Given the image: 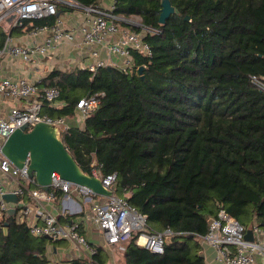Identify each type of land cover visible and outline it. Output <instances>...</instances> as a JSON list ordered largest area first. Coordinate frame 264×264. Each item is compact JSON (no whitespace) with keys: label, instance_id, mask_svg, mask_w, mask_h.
I'll list each match as a JSON object with an SVG mask.
<instances>
[{"label":"trees","instance_id":"1","mask_svg":"<svg viewBox=\"0 0 264 264\" xmlns=\"http://www.w3.org/2000/svg\"><path fill=\"white\" fill-rule=\"evenodd\" d=\"M171 2L179 13L162 24L161 0H115L114 13L142 23L123 25L155 31L144 35L152 54L133 50L131 70H54L39 83L61 89L66 104L44 109L55 118L74 116L83 96L104 94L83 127L62 134L65 145L85 171L116 173L114 190L147 216L151 230L174 232L162 254L128 241L127 264H205L195 233L206 234L220 208L247 230L264 224V90L251 81L264 76V0ZM5 40L0 29V48ZM55 242L0 210V264H52ZM100 252L94 258L102 264Z\"/></svg>","mask_w":264,"mask_h":264},{"label":"built area","instance_id":"2","mask_svg":"<svg viewBox=\"0 0 264 264\" xmlns=\"http://www.w3.org/2000/svg\"><path fill=\"white\" fill-rule=\"evenodd\" d=\"M114 4L115 0L109 6H104L100 1L98 4L86 6L78 0H0V25L7 23L10 28L22 25L25 20L56 16L53 24L32 27L30 35L33 40L29 45L16 44L12 33L8 31L4 45L0 48V56H15L25 62H31L36 56L52 54L63 43H73L79 39L81 45L101 46L107 53L104 58L101 56L100 48L94 47L91 51L94 61L88 63L85 69L95 72L97 68L110 64L127 72L134 66L130 62L133 59V50L146 56L152 54L151 46L144 39V35L146 31L152 33L155 31L144 28L145 31L137 32L130 26L123 25L122 22H126L140 27V24L131 18L114 13ZM61 7L73 12H82L83 19L77 28L65 26V19L59 14ZM120 31L122 34L118 40L109 39ZM115 55L126 58L125 62L123 64L113 62ZM251 81L259 89L264 90V76L251 75ZM60 94L59 87H43L26 77L15 80L0 77L1 98L26 101L23 106H11L7 114L0 117V210L6 212L11 206H15L17 221L27 222L34 236H47L52 240H70L78 248L88 252L86 264H99L94 258L97 247L92 246L81 231L80 222L72 220L64 223L47 208L40 211L43 215L42 223L30 222V216L35 210L32 204H27L23 199L29 194L35 201L43 203L54 201L58 190H62L67 198L77 193L83 198L84 204L90 207L86 219L102 231L108 244L117 245L124 251L125 244L134 238L139 246L153 253H164L165 244L174 232L170 228L162 231L151 230L147 216L139 212L125 196L118 195L116 191L110 196L97 195L86 186L63 179L57 172L52 174L49 189H43L35 177L29 176V159L23 167H17L4 154L3 147L6 140L25 124H27L26 130H31L39 122L54 123L58 125L61 134L70 128L66 117L55 118L44 111V105H55ZM103 95V93L88 94L78 100L76 109L84 119L97 108ZM93 174L99 175L95 169ZM101 177L103 184L114 190L117 174ZM5 194H13L19 201L8 202L3 197ZM246 230L238 219L226 209L220 208L217 215L210 218L207 233L203 235L195 233V235L212 245L217 251V257L225 264H258L256 255L264 256V234L257 240H250L246 238ZM253 231L259 232V227L254 226ZM51 261L52 264L61 263L60 260Z\"/></svg>","mask_w":264,"mask_h":264},{"label":"crops","instance_id":"3","mask_svg":"<svg viewBox=\"0 0 264 264\" xmlns=\"http://www.w3.org/2000/svg\"><path fill=\"white\" fill-rule=\"evenodd\" d=\"M113 2L114 0H100V3L104 6H109ZM59 14L65 19V26L67 28H77L83 19L82 12H73L71 10H66L63 7L59 9ZM20 26L22 25L10 29V32L14 37V42L19 45H29L33 40L30 35L31 29H28L27 27L20 28ZM0 29L7 34L8 31L4 29L3 25H0ZM121 34L120 31L110 36L109 39L111 41L118 40L121 37ZM94 47H99L101 56L106 58L107 53L103 47L96 45H81L79 39H76L73 43H63L62 46L52 54L48 56H36L31 62H25L21 58L15 56H0V77H9L12 80L19 77H26L32 81L41 83L42 79L54 70L72 71L75 69H85L88 63L94 61V57L91 54ZM125 59L126 58L115 55L113 56L112 61L118 64H123ZM109 62H111V60ZM130 62L134 64V59L130 60ZM108 66L112 65L109 64ZM25 103L26 101L24 100H6L0 97V117L5 116L11 106H23ZM65 104L64 100L59 99L57 103L52 106L61 108ZM45 106L46 104L44 105V109ZM75 110L74 116L66 117V120L69 125H79L83 127L85 119L81 116L79 110ZM58 193L60 194L58 195ZM23 199L27 204H32L35 210L30 216V222L42 223L43 215L40 211L44 208H47L50 212L56 214L60 220L61 218L66 219L70 217V220L80 222L81 231L87 237L90 244L97 248H101L99 259L103 261L102 264H127L124 251L120 250L117 245L108 244L102 231L98 229L94 223L86 219V214L89 212L90 207L89 205L84 204L83 198L77 193H73L67 198L62 190H58L54 201L43 203L35 201L29 194L24 196ZM98 199H100V197H98ZM255 225L259 227V232L253 231L254 225L252 224L248 226L247 231L251 230L253 239L257 240L264 234V224L262 222H258L257 224L256 222ZM196 239L200 244V255L203 256L205 264H225L217 257V251L212 245L199 238ZM56 241L57 242L50 245L48 248V255L51 260H60L61 262L62 260L80 259L82 261H88V252L78 248V246L72 241L66 239ZM256 260L258 264H264V256L257 254Z\"/></svg>","mask_w":264,"mask_h":264},{"label":"water","instance_id":"4","mask_svg":"<svg viewBox=\"0 0 264 264\" xmlns=\"http://www.w3.org/2000/svg\"><path fill=\"white\" fill-rule=\"evenodd\" d=\"M161 6L162 24L171 14L179 13L171 0H161ZM185 19L189 20L190 16H185ZM144 68L141 66L139 72L142 73ZM26 129L27 124L12 133L4 144L3 152L17 167H23L29 159V176L35 177L43 189H49L52 174L57 172L63 179L86 186L97 195L110 196L115 192L103 184L101 175L89 173L80 166L65 145L57 124L39 122L31 130ZM3 197L8 202L19 201L13 194H5ZM15 214V206H11L6 211L7 216H15ZM246 238L253 239L251 230L247 231Z\"/></svg>","mask_w":264,"mask_h":264},{"label":"rangeland","instance_id":"5","mask_svg":"<svg viewBox=\"0 0 264 264\" xmlns=\"http://www.w3.org/2000/svg\"><path fill=\"white\" fill-rule=\"evenodd\" d=\"M131 20H134L136 23H138V24H140V26H142V23H141V19L140 18H138V17H131ZM2 25H3V27H4V29L6 31H10V29H11L10 26H8L7 24H2ZM51 245H53V244H51Z\"/></svg>","mask_w":264,"mask_h":264}]
</instances>
